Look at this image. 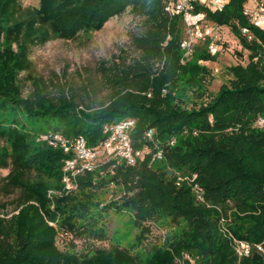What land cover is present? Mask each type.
<instances>
[{
  "label": "trees",
  "instance_id": "obj_1",
  "mask_svg": "<svg viewBox=\"0 0 264 264\" xmlns=\"http://www.w3.org/2000/svg\"><path fill=\"white\" fill-rule=\"evenodd\" d=\"M244 6L230 0L207 12L247 52L246 64L231 66L228 82L208 95L210 69L199 62L217 55L198 44L184 56L181 19L163 11V0H38L27 9L0 0V170H8L0 195H14L10 213L0 204V264H264V125H257L264 117V31ZM128 9L142 19V32L131 35L137 57L118 75L105 74L115 89L107 101L80 107L67 85L30 77L25 90L19 75L30 69L32 48L53 35L74 40L99 31ZM127 119L134 121L132 146L143 153L133 165L104 167L111 168L108 183L123 192L120 205L98 207L95 191L105 184L90 171L78 177L81 196L47 195V182L60 189L67 156L45 142L36 147L35 139L59 133L93 146L103 125ZM37 124L48 132H33ZM157 151L162 167L152 159ZM108 213L128 215L131 243L94 245L108 239ZM161 227L170 229L165 239L149 240ZM61 238L71 245L60 249ZM76 241L87 247L77 250ZM240 244L248 245L241 255Z\"/></svg>",
  "mask_w": 264,
  "mask_h": 264
},
{
  "label": "rangeland",
  "instance_id": "obj_2",
  "mask_svg": "<svg viewBox=\"0 0 264 264\" xmlns=\"http://www.w3.org/2000/svg\"><path fill=\"white\" fill-rule=\"evenodd\" d=\"M20 3L24 9H27L36 6L38 0H20ZM262 29L264 31V26ZM215 31L221 33L223 52L217 55L216 61L202 64L210 69V76L205 83L208 95H214L221 84L228 82L231 77L229 72L231 66L247 62V52L242 50L238 40L228 27L222 26L220 30L215 29ZM141 32L142 19L128 9L122 15L112 17L101 30H87L80 33L74 40H63L53 35L43 46L31 49L29 54L30 69L22 72L19 78L24 83L25 90L30 89L29 77L42 79L47 84H65L75 95L80 107L98 106L101 102L107 101L115 91L114 87L107 82L105 74L118 75V70L122 69L124 64H129L137 57L131 44V35ZM48 130L45 124H37L32 128L33 132L40 134L48 132ZM34 142L36 147H40L44 142L53 148L58 147L67 156L62 162V179L59 188L65 190L63 177L69 176L68 182L71 189L62 195L61 190L55 188V183L50 181L47 182V195L53 199L63 198L65 195L81 196L78 189V177L83 176L85 172L81 169L83 161H77L74 166L71 163V159L74 157L71 151H66L57 144L51 145L44 137L37 138ZM109 160L107 155L100 154L88 162L92 166L90 172L93 179L98 182L103 178L102 183L105 184L95 191L94 202H97L98 207L111 202L120 205L123 199L122 190L115 189L108 183L109 177L106 172L111 171V168L105 169L104 167L109 163ZM158 164L162 167L163 161ZM7 173L8 170H0V185L1 179ZM13 199L14 195L8 197L0 195V204H6L9 213L12 211ZM107 219L105 223H107L108 239L95 242V246L108 248L111 242H118L121 246H126L133 241L135 231L132 230L126 213L119 215L108 213ZM168 232L170 229L166 227L154 229L149 240L162 242L169 234ZM110 235H112L111 239ZM57 245L60 249H66L71 243L61 238L57 241ZM74 245L79 251L87 247L86 243L80 241H76Z\"/></svg>",
  "mask_w": 264,
  "mask_h": 264
},
{
  "label": "built area",
  "instance_id": "obj_3",
  "mask_svg": "<svg viewBox=\"0 0 264 264\" xmlns=\"http://www.w3.org/2000/svg\"><path fill=\"white\" fill-rule=\"evenodd\" d=\"M244 1V14L254 27L262 29L264 26V0ZM229 2L230 0H163V11L169 17H180L181 19L183 36L180 42V48L185 57H188L198 44L203 45L206 51L212 56L223 52L221 33H219L220 31H215V29L220 30L222 26L213 24L208 19L207 12H220ZM242 33L247 34L248 30L243 29ZM199 63L206 64L203 61ZM133 125L134 121L128 119L103 125L102 139L93 146H88L82 136L74 139H66L61 134L54 133L44 136V138L51 145L57 144L63 147L64 150L71 151L74 155L71 163L74 166L77 164V161H83V165H81L82 171H90L92 166L88 162L100 154L107 155L110 159L109 162L114 161L115 163H119L125 161L129 165H133L143 153L141 150H135L132 146L129 131ZM257 125H264V117L258 119ZM152 136L153 131L148 130L146 137L151 139ZM152 159H162L161 152L157 151L152 154ZM68 177H63L65 191L71 189ZM247 248L248 245L240 244L236 250L241 255V252L246 251ZM185 258L189 257L186 256Z\"/></svg>",
  "mask_w": 264,
  "mask_h": 264
}]
</instances>
